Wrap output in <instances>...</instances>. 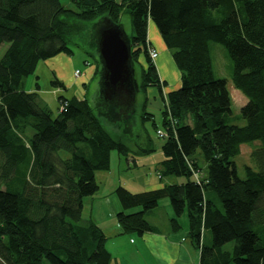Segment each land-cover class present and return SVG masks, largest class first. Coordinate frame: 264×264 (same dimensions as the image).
<instances>
[{
	"label": "trees",
	"instance_id": "16d2710c",
	"mask_svg": "<svg viewBox=\"0 0 264 264\" xmlns=\"http://www.w3.org/2000/svg\"><path fill=\"white\" fill-rule=\"evenodd\" d=\"M69 1L76 9L60 0H0V46L8 45L0 58V264H113L103 230L82 221L84 200L98 193L96 174L110 171L112 152L128 159L156 151L148 122L165 137L157 134L164 140L160 178L185 181L138 194L120 187L124 210L141 209L118 214L122 234L152 231L146 216L169 199L171 227L180 231L187 214L200 264H264V0ZM125 11L134 65L141 68L140 114L137 98L127 108L105 107L100 97L95 105L60 97L63 109L54 114L36 92L24 91L40 62L73 55L71 45L80 40L95 47L97 27L109 20L123 27ZM150 22L181 72L180 88L168 94L150 56ZM210 42L227 50L233 86L248 100L243 127L228 123L232 98L228 81L214 78ZM54 86L65 89L57 80ZM152 87L163 102L160 126L147 112ZM136 128L145 145L127 144ZM256 142L254 166L245 167L242 179L234 159Z\"/></svg>",
	"mask_w": 264,
	"mask_h": 264
},
{
	"label": "crops",
	"instance_id": "0c3cea01",
	"mask_svg": "<svg viewBox=\"0 0 264 264\" xmlns=\"http://www.w3.org/2000/svg\"><path fill=\"white\" fill-rule=\"evenodd\" d=\"M117 2H121V0H116ZM148 39L150 43L153 45V48L157 51L158 57L153 60L158 74L161 78L162 82H165V86L163 87V92L168 94L172 90H176L181 86V72L178 70L171 52L167 49L165 43L163 42L160 33L157 27L150 22L149 30H148ZM72 56V55H71ZM70 56V57H71ZM70 57L61 54L53 59L46 60L53 68H59L61 70V74L56 77L57 81L64 85L65 91L72 88L75 84V69L74 63H72ZM45 62V61H43ZM53 62V63H52ZM42 62H40L37 66L35 74L38 73V68ZM52 63V64H51ZM66 68V70H65ZM63 72V73H62ZM74 72V73H73ZM87 76L86 83H83L86 89L89 79H93L96 73V65L92 66L89 63L88 69L85 71ZM34 74V75H35ZM74 74V76H73ZM33 76V75H32ZM82 76V74H81ZM39 78V76H37ZM37 78V80H38ZM60 78V79H59ZM78 79V78H76ZM37 85L39 86V90H37ZM173 87H176L173 89ZM83 88V89H84ZM24 91L27 93H37L40 100L47 104L45 100L44 90L39 85L38 82L33 85L31 83V88H26V83H24ZM59 87L54 88L49 94L51 97H60L59 93H61ZM156 90L151 89L148 91L150 96L155 97ZM66 98V97H64ZM80 100L85 99V95L82 98L77 97ZM67 99V98H66ZM60 103V102H59ZM61 108V107H60ZM31 133V132H30ZM142 159V160H141ZM149 157L143 158H135L130 156L128 160V168L134 167L139 168L141 163L149 162ZM164 160L161 159L160 163ZM159 163V164H160ZM111 164H112V155H111ZM111 170V168H110ZM159 165L156 169L158 172ZM98 174H96V181L99 185V191L94 197H88L84 200V209L82 214V221L84 223L92 220L94 221L104 232L107 237V249L112 254L113 264H195L201 263V251L196 248L190 237H189V222L187 224V230L183 233L184 226L181 222L182 216L179 219V223L181 225V229L178 232L173 231L171 227V220L175 217L173 209L168 208L167 200H161L159 202L158 207L151 213L146 216V220L149 225L153 228L152 231L143 234L142 236L137 235H128L122 234V229L118 223L117 216L121 212H125L126 214L131 210H124V207L116 194V189L122 187L126 189L128 188L125 185L115 186L112 191H108L106 195H102L103 186L98 183ZM158 183L150 184L146 186L145 180H143V191H150L154 189H159L164 187V185H170L167 182H172L173 177H168L161 179L158 174ZM128 181V180H127ZM129 182V181H128ZM149 183V181H148ZM176 184V183H174ZM131 192V191H129ZM140 192V191H139ZM132 193V192H131ZM136 194V193H133ZM138 194V193H137ZM162 205L169 209L166 211L165 215L160 212V207L162 209ZM170 207L171 203H170ZM90 209V217H85V210ZM134 210V209H132ZM141 211L140 208H135L133 213H137ZM187 215V214H186ZM161 217L162 221L159 219ZM187 221L188 217L186 216ZM204 243L210 244V236L207 239L206 235L204 236ZM207 239V241H206Z\"/></svg>",
	"mask_w": 264,
	"mask_h": 264
},
{
	"label": "rangeland",
	"instance_id": "374dc122",
	"mask_svg": "<svg viewBox=\"0 0 264 264\" xmlns=\"http://www.w3.org/2000/svg\"><path fill=\"white\" fill-rule=\"evenodd\" d=\"M61 4L68 9H76L75 5L72 4L69 0H60ZM121 23L123 25V29L128 37H132L134 35L133 31V26L131 22V17L128 12H123V15L121 17ZM71 48L73 49V55L70 57L72 63H74L75 69L77 71H80L82 76H80L78 79L75 78V84L72 88L68 89L65 91V89L61 90V93H59V96H64L67 99H72L74 97H79L82 98L84 95L85 97L93 104L96 101H98V97H100V79L99 78H94L89 79L87 82L88 86L85 89L83 83H86L87 76L86 70L89 67V63L92 64V66L96 65V60L99 59V56L97 54L96 48L90 44L89 41L85 40H80L77 45H71ZM209 48L211 52V58H212V70L214 74L215 79H225L228 81V90L230 93V96L232 98V115L229 117V124L231 125H236L239 127H243L246 125V120H244L241 116V109L244 107L248 100L247 98L237 89L234 88L231 77H232V71H233V63L228 55L227 50L225 47L219 43L216 42H210L209 43ZM8 49V45L4 44L0 46V58L5 54L6 50ZM67 56V55H66ZM141 63L143 60H140ZM53 63V62H52ZM51 63V64H52ZM66 70V68H65ZM135 77L137 82L140 83L141 81V68L139 65L135 66ZM63 73V72H62ZM74 73V72H73ZM61 74V70L57 68L51 67L48 63L42 62L38 68V73H36L33 76H30L25 79L26 83V88L30 89L31 88V83L35 85L36 82L39 83V85L43 88L44 90V95H45V100L47 101L48 107L51 109V111L54 114H57L61 104L59 103L58 97H51L49 94L51 93L54 88V81L57 80L56 77L58 78V75ZM56 75V77H55ZM39 76V78L37 77ZM74 76V74H73ZM38 78V80H37ZM60 79V78H59ZM84 88V89H83ZM176 87H173V89ZM62 89V88H60ZM151 89H155L156 95L155 97L150 96L148 93V98L150 99V103L147 107V112L151 113L155 117L156 123L160 126L161 121H162V109H163V102L160 97L159 91L156 87H152ZM46 92H49L46 93ZM165 94V93H164ZM144 102V95L142 93L137 95V110L138 113H141V108L142 104ZM103 122L106 125V128L110 130L111 126L108 125L106 121L103 120ZM138 128H140L138 126ZM134 129L132 131V134L130 135V139H127V144L131 143H136L138 142L139 144L145 145V133L143 130L140 129ZM146 128L149 130L152 141L154 143L156 151L149 155V156H141L137 158H143L145 159L146 157H149V162L147 163H141L139 165V168H128V160L125 157H120L116 151L112 152V164H111V170L107 172H98V183L103 186V191L102 195H106L108 191H112L115 189V186L119 185H125L127 186L128 190L131 191L132 193H143V180L141 178L143 177L144 180L146 181L145 184L146 186L150 184H157L158 183V172L156 171L161 159L163 158V153L161 151V146L164 143V140L160 139L158 135L155 132V129L152 127V123L148 122L146 125ZM259 142H256L254 144H246L241 147V154L240 156L236 157L234 159L236 165H237V170H238V175L240 178L245 179V167L247 165L249 166H254V163L251 159V153L252 151L259 145ZM131 149L134 151L135 149L131 147ZM63 157L67 158L68 154L64 153ZM200 160V164L202 163V158L200 156L198 157ZM142 160V159H141ZM203 165V164H202ZM200 176L203 175V173L199 174ZM129 182H128V181ZM149 181V183H148ZM185 180L183 178H177L173 177L172 182H167L168 184H181ZM119 189V187L116 189V191ZM115 191V192H116ZM140 191V192H139ZM130 192V193H131ZM145 192V191H144ZM94 197V196H93ZM91 198V197H90ZM167 200L168 202V208L170 207V201L169 199H164ZM167 207L162 205V209L160 207V212L165 215L166 211H168ZM135 211L131 210L128 213H133ZM139 211V210H138ZM85 217H90V209L85 210L84 212ZM186 214L181 219V222L184 226V229L182 230L183 233L186 232L187 230V218ZM161 221V217L159 218ZM210 233L206 232V237L207 239L209 238ZM206 239V241H207ZM108 241V240H107ZM107 246V243H106ZM233 247V244H229L225 247V249L230 250ZM199 264V263H195Z\"/></svg>",
	"mask_w": 264,
	"mask_h": 264
},
{
	"label": "water",
	"instance_id": "95a60500",
	"mask_svg": "<svg viewBox=\"0 0 264 264\" xmlns=\"http://www.w3.org/2000/svg\"><path fill=\"white\" fill-rule=\"evenodd\" d=\"M95 48L101 63L100 99L105 107H134L139 92L130 38L123 27L109 20L98 26Z\"/></svg>",
	"mask_w": 264,
	"mask_h": 264
},
{
	"label": "built area",
	"instance_id": "2783aa9c",
	"mask_svg": "<svg viewBox=\"0 0 264 264\" xmlns=\"http://www.w3.org/2000/svg\"><path fill=\"white\" fill-rule=\"evenodd\" d=\"M150 56H151V59H152V60H155V59L158 57V53H157V51H156L155 49H152L151 52H150ZM80 76H81L80 71H76V72H75V77H76V78H79ZM62 109H63V107L60 108V110H62ZM157 134H158L159 137H161V138L164 137V134H163L162 132H158ZM195 176L198 177V174L195 175ZM199 264H200V263H199Z\"/></svg>",
	"mask_w": 264,
	"mask_h": 264
},
{
	"label": "bare ground",
	"instance_id": "6f19581e",
	"mask_svg": "<svg viewBox=\"0 0 264 264\" xmlns=\"http://www.w3.org/2000/svg\"><path fill=\"white\" fill-rule=\"evenodd\" d=\"M156 132V131H155ZM157 134V133H156ZM165 138V137H164Z\"/></svg>",
	"mask_w": 264,
	"mask_h": 264
}]
</instances>
